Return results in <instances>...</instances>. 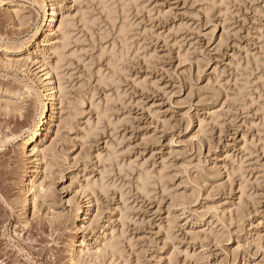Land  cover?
Returning a JSON list of instances; mask_svg holds the SVG:
<instances>
[{"label": "rangeland", "instance_id": "rangeland-1", "mask_svg": "<svg viewBox=\"0 0 264 264\" xmlns=\"http://www.w3.org/2000/svg\"><path fill=\"white\" fill-rule=\"evenodd\" d=\"M39 1L0 0V264H113L108 240L128 264H264V0H63L72 108L45 158L22 147L59 43L30 44Z\"/></svg>", "mask_w": 264, "mask_h": 264}, {"label": "bare ground", "instance_id": "bare-ground-1", "mask_svg": "<svg viewBox=\"0 0 264 264\" xmlns=\"http://www.w3.org/2000/svg\"><path fill=\"white\" fill-rule=\"evenodd\" d=\"M110 1L112 2V0H99V5L103 3L105 6H103V10H105V8L108 9V7L110 6ZM121 1L122 0H120V3L118 4H121ZM124 2L126 3V1ZM124 2L122 5H120L121 7L119 8L124 7ZM38 3L42 11V17L40 20V24L35 32L34 38L30 41V44L32 41H38V46H42L43 50H47L50 49V47H53L52 39L54 36L59 38V43L58 46L53 48L54 52L56 53V60L51 63L48 60V57L43 56L40 61V66L38 67L39 71L35 72L37 81L41 86V92L39 93V111L33 128L31 127L23 138L22 147L25 153L30 157L41 156L42 158H45L47 157V153L51 150L53 144L52 135L61 128L64 122H66L67 110L72 108L70 104L69 105L71 106V108H69L64 100L66 90L63 83L64 79L62 80L63 77L61 76V66L63 63L62 61H64L65 58L66 47L70 45L69 41H71L70 39L73 21L72 17L69 14L67 15L66 11H64L63 0H40ZM110 7L108 9L109 12L107 10L109 14H112L111 12L113 11H118H116L115 6H113V9H111L112 7ZM127 7L129 6L127 5ZM125 8L126 7H124L123 11H121L120 9L119 10L121 12H124ZM109 14H107L108 17L112 16ZM82 18L85 23L88 22V18H86V15H84ZM123 18H125V16ZM125 19H127V17ZM19 20L23 21L22 17L19 16ZM123 25L125 26L126 24ZM123 25L119 31L123 34L122 39H125V37H128L126 36V34L128 35L129 31L126 32V27H124ZM127 28L129 27L127 26ZM115 58L118 59L117 56H115ZM116 61L115 65H113V70L115 71V73L113 72V75L115 74L114 76H116L119 66V64H117L118 62ZM48 141L49 144H47ZM39 146H41V149L39 148ZM36 160H38V158ZM36 169V166H34L31 171L27 172L24 178L25 183L23 187V195L17 199V202L21 206L26 208L28 206H32L35 208L37 204V198L42 196V191L44 190V176L40 177ZM147 176L149 175L147 174ZM147 176L144 177L141 182V186L143 189L147 188L146 185L149 183L148 179L150 180V176ZM118 245L119 244H116L115 240H108L104 241L103 248L107 252V254L111 256L113 264H128L126 260L122 259V253H120V251L122 250ZM119 254H121V256ZM81 255L82 251H79L78 256ZM114 257L118 258L117 263L114 262Z\"/></svg>", "mask_w": 264, "mask_h": 264}]
</instances>
